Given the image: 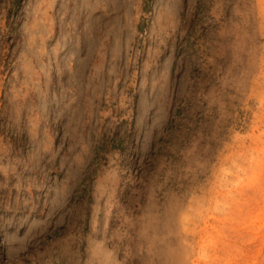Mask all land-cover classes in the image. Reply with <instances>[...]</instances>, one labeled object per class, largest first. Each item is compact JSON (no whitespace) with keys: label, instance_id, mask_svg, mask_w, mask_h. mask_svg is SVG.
<instances>
[{"label":"rangeland","instance_id":"1","mask_svg":"<svg viewBox=\"0 0 264 264\" xmlns=\"http://www.w3.org/2000/svg\"><path fill=\"white\" fill-rule=\"evenodd\" d=\"M0 264H264V0H0Z\"/></svg>","mask_w":264,"mask_h":264},{"label":"clouds","instance_id":"2","mask_svg":"<svg viewBox=\"0 0 264 264\" xmlns=\"http://www.w3.org/2000/svg\"><path fill=\"white\" fill-rule=\"evenodd\" d=\"M74 157H75V153H71V157H70V160H69V164L76 163V160L74 159Z\"/></svg>","mask_w":264,"mask_h":264}]
</instances>
